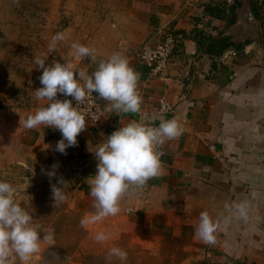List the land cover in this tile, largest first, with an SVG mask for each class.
<instances>
[{
	"label": "crops",
	"instance_id": "obj_1",
	"mask_svg": "<svg viewBox=\"0 0 264 264\" xmlns=\"http://www.w3.org/2000/svg\"><path fill=\"white\" fill-rule=\"evenodd\" d=\"M245 5L256 20L253 37L237 28ZM205 6L225 10V19L206 14ZM63 15L72 20L61 31L68 37V60L91 75L99 60L121 54L140 73L143 99L138 114L106 111L98 123H87L67 155L55 150L62 139L59 130H31L34 164L44 171L58 165L68 181L65 206L83 217L95 211L88 178L96 174L98 161L92 151L132 120L158 127V100L163 97L173 108L163 118L176 119L184 128L160 149L163 174L129 194L118 215L96 224H123L139 244L186 240L183 251L202 255L204 264H264V0H66ZM167 29L177 36L176 48L161 77L151 78L136 53L144 43L158 44ZM219 34L238 44L250 42L220 56H200L204 38ZM74 42L95 48L97 62L74 59ZM47 103L36 100L31 114ZM240 204L246 217L235 210ZM202 212L219 221L212 245L195 234Z\"/></svg>",
	"mask_w": 264,
	"mask_h": 264
},
{
	"label": "clouds",
	"instance_id": "obj_2",
	"mask_svg": "<svg viewBox=\"0 0 264 264\" xmlns=\"http://www.w3.org/2000/svg\"><path fill=\"white\" fill-rule=\"evenodd\" d=\"M67 39L64 32L56 33L48 45L49 52H59L58 43ZM71 49L74 59L89 58L93 63L97 62L95 48L74 42ZM62 57L66 63L53 61L47 67V58L35 59L36 66L43 71L39 77L42 87L34 91V98L48 103L26 119H20V126L28 130L40 126L59 130L62 139L57 142L55 150L67 155L66 150L77 146L78 135L86 130L85 116L78 109L92 93L108 102L105 111L118 115L140 113L143 99L138 88L140 73L121 54L114 53L106 60H99L97 69L91 75ZM58 94L72 97L76 106L73 107L72 100L57 99ZM157 119L160 121L158 127L142 120H132L96 145L92 152L98 161L97 172L88 178L89 194L94 199L95 211L81 218L80 227L87 228L107 217L118 215L122 201L129 194L142 190L149 180L163 174V153L160 149L167 141L181 136L184 128L176 119H164L162 115ZM57 167L54 164L53 170L46 173L50 179L56 176ZM68 187V181L62 177L57 183L51 184L53 207L65 202ZM15 193L16 188L11 183L0 179V264H13L16 258L20 264H30L34 256L41 252L42 243L55 245L54 230L43 231L33 226L34 211L30 213L21 207L15 199ZM235 210L240 217H246L245 205H236ZM218 228L219 221L214 220L208 212H202L195 234L205 244L212 245L216 241L215 233ZM94 239L104 242L110 239V234L101 231ZM109 256L125 262L128 253L121 248L112 247Z\"/></svg>",
	"mask_w": 264,
	"mask_h": 264
},
{
	"label": "rangeland",
	"instance_id": "obj_3",
	"mask_svg": "<svg viewBox=\"0 0 264 264\" xmlns=\"http://www.w3.org/2000/svg\"><path fill=\"white\" fill-rule=\"evenodd\" d=\"M65 6L66 0H0V179L16 188L15 199L21 207L34 211L33 226L55 233V245L42 243L41 252L30 264H204L202 255L183 251L186 240L168 238L139 244L123 224L82 228L81 212L65 203L53 207L51 184L64 176L50 179L49 170L42 171L41 165L34 164L30 147L35 134L21 127L20 119L34 111V91L42 87L39 77L43 70L35 59L47 58L46 67L53 61L66 63L62 56L69 59L68 39L58 43L59 52L48 50L52 37L72 22L63 18ZM101 231L110 234V239L97 242L94 237ZM112 247L126 251L127 261L110 257ZM13 264H20L19 259Z\"/></svg>",
	"mask_w": 264,
	"mask_h": 264
},
{
	"label": "built area",
	"instance_id": "obj_4",
	"mask_svg": "<svg viewBox=\"0 0 264 264\" xmlns=\"http://www.w3.org/2000/svg\"><path fill=\"white\" fill-rule=\"evenodd\" d=\"M177 44V36L173 30L167 29L162 33L161 39L158 44L151 46L147 43L141 45L136 53V59L139 63L144 64L150 68L149 76L151 78H160L165 66L167 65L170 57L172 56ZM57 99L72 100L73 107L76 102L72 97H65L62 94L57 95ZM105 104L92 93L84 102L79 106V111L85 116L86 123L96 124L105 114ZM173 112L172 105L165 99L158 100V113L160 115H168ZM211 150L214 148L211 147Z\"/></svg>",
	"mask_w": 264,
	"mask_h": 264
},
{
	"label": "trees",
	"instance_id": "obj_5",
	"mask_svg": "<svg viewBox=\"0 0 264 264\" xmlns=\"http://www.w3.org/2000/svg\"><path fill=\"white\" fill-rule=\"evenodd\" d=\"M228 11L232 16H234L233 8H229ZM204 12L216 18L225 19V10H219V8L216 6H205ZM227 22L229 25H232L234 21L232 19ZM249 42V40H244L242 44H238L231 42V37L223 36L221 34L217 35L216 37H206L204 38L202 44L200 43L199 45L201 47V53L199 55L220 56L229 48L239 49L242 46L247 45Z\"/></svg>",
	"mask_w": 264,
	"mask_h": 264
},
{
	"label": "water",
	"instance_id": "obj_6",
	"mask_svg": "<svg viewBox=\"0 0 264 264\" xmlns=\"http://www.w3.org/2000/svg\"><path fill=\"white\" fill-rule=\"evenodd\" d=\"M256 26L255 16L251 9V6L245 5L240 12V19L237 22V28H240V31L244 35L255 36L254 27ZM56 176L52 179H57L62 175L60 168H56ZM58 180V179H57Z\"/></svg>",
	"mask_w": 264,
	"mask_h": 264
}]
</instances>
